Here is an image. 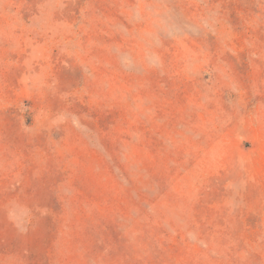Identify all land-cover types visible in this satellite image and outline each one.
Segmentation results:
<instances>
[{
  "label": "rangeland",
  "instance_id": "1",
  "mask_svg": "<svg viewBox=\"0 0 264 264\" xmlns=\"http://www.w3.org/2000/svg\"><path fill=\"white\" fill-rule=\"evenodd\" d=\"M0 264H264V0H0Z\"/></svg>",
  "mask_w": 264,
  "mask_h": 264
}]
</instances>
